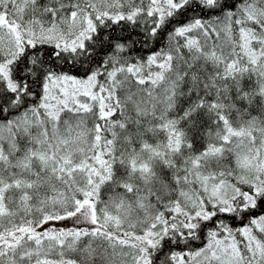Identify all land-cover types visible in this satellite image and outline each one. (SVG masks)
<instances>
[{"label":"snow or ice","instance_id":"snow-or-ice-1","mask_svg":"<svg viewBox=\"0 0 264 264\" xmlns=\"http://www.w3.org/2000/svg\"><path fill=\"white\" fill-rule=\"evenodd\" d=\"M0 264H264V0H0Z\"/></svg>","mask_w":264,"mask_h":264}]
</instances>
